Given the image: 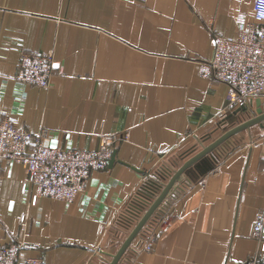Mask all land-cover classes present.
I'll return each instance as SVG.
<instances>
[{"label":"crops","instance_id":"crops-1","mask_svg":"<svg viewBox=\"0 0 264 264\" xmlns=\"http://www.w3.org/2000/svg\"><path fill=\"white\" fill-rule=\"evenodd\" d=\"M252 6L0 0V118L47 131L50 147L94 150L106 137L115 152L72 202L35 198L24 167L0 161V246L21 243L20 263L109 264L134 226L126 216L141 188L257 115L259 99L237 112L227 101L229 86L200 74L215 37L234 38L236 15L251 16ZM25 52L53 53L48 88L17 81ZM165 205L170 219L152 249H142L139 234L119 264H247L260 257L251 230L264 211V124L233 135L190 168Z\"/></svg>","mask_w":264,"mask_h":264},{"label":"built area","instance_id":"built-area-1","mask_svg":"<svg viewBox=\"0 0 264 264\" xmlns=\"http://www.w3.org/2000/svg\"><path fill=\"white\" fill-rule=\"evenodd\" d=\"M252 15L238 13L234 38L215 37L212 57L201 63L200 74L229 86L227 101L237 109L247 108L254 100L264 99V0H253ZM54 67V55L23 53L16 79L26 86L48 88ZM47 131L32 133L9 118H0V161L5 165L19 163L26 172V185L36 188L37 196L72 202L83 193L93 172L106 169L113 154L111 141L103 137L96 149L50 147L45 144ZM171 175L161 170L156 181L145 184L136 195L126 221L133 225L157 193L155 185ZM158 192V191H157ZM136 217V218H135ZM170 211L164 204L142 230V249L151 250L156 231L165 227ZM137 223V222H136ZM135 223V224H136ZM129 224V225H130ZM251 236L259 241L264 252V211L257 214ZM21 243L0 246V264H48L42 258L19 262ZM247 264H264V253Z\"/></svg>","mask_w":264,"mask_h":264},{"label":"water","instance_id":"water-1","mask_svg":"<svg viewBox=\"0 0 264 264\" xmlns=\"http://www.w3.org/2000/svg\"><path fill=\"white\" fill-rule=\"evenodd\" d=\"M262 100H257V115L244 121L243 123L233 127L232 129L225 132L221 137L216 139L214 142L207 146H204L201 151L196 153L194 156L185 161L175 172L169 177L168 181L158 182L155 185L153 194L158 193L153 201L148 205L144 213L139 217L137 223L133 226L132 230L122 242L121 246L116 253L111 254V261L109 264H119L127 250L131 247L135 239L142 232L144 227L149 223L155 213L165 204V202L173 195V192L178 188L180 183L186 180V172L196 165L200 160L211 154L216 148L223 144L233 135L249 129L255 124H264V107L261 106ZM247 108L237 109V112L245 111ZM236 112V113H237ZM115 160V152L112 154L110 163ZM109 163V164H110ZM158 191V192H157ZM137 210V209H136Z\"/></svg>","mask_w":264,"mask_h":264},{"label":"trees","instance_id":"trees-1","mask_svg":"<svg viewBox=\"0 0 264 264\" xmlns=\"http://www.w3.org/2000/svg\"><path fill=\"white\" fill-rule=\"evenodd\" d=\"M134 207H135V208L137 207V212H139L140 214H143L144 211H145V209H143V206L140 205V204H139V206H136V205H135ZM135 218H136V217H135ZM136 222H137V221H136ZM136 222H134L133 225H135ZM133 225H132V226H133Z\"/></svg>","mask_w":264,"mask_h":264}]
</instances>
